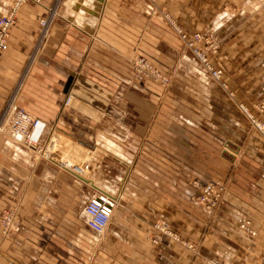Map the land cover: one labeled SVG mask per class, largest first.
<instances>
[{
  "label": "crops",
  "instance_id": "0c3cea01",
  "mask_svg": "<svg viewBox=\"0 0 264 264\" xmlns=\"http://www.w3.org/2000/svg\"><path fill=\"white\" fill-rule=\"evenodd\" d=\"M13 1L0 0V17ZM42 20L51 22L45 38ZM178 29L218 42L210 61L221 81ZM134 55L168 75L170 87L136 77ZM258 101L264 0L22 6L0 54V116L22 108L40 120L42 152L54 139L98 149L99 181L109 179L118 204L107 229L93 232L85 206L102 185L1 131L0 264H264V138L240 107ZM208 184L224 188L213 212L194 204ZM4 210L15 214L8 231ZM247 220L255 236L241 230ZM161 223L196 250L165 238Z\"/></svg>",
  "mask_w": 264,
  "mask_h": 264
},
{
  "label": "built area",
  "instance_id": "2783aa9c",
  "mask_svg": "<svg viewBox=\"0 0 264 264\" xmlns=\"http://www.w3.org/2000/svg\"><path fill=\"white\" fill-rule=\"evenodd\" d=\"M30 2L39 3L40 0H14L10 10L0 17V54L7 51L9 48L10 30L16 24L17 14L20 8ZM50 23L49 20L41 21V33L43 38L48 35ZM179 33L182 34L181 31H179ZM182 37L186 41L187 46L194 51L199 60L211 72L212 76L215 79L220 80L222 71L215 69L210 64L207 56L202 53L197 46L204 40V36L201 34H195L190 40H188L185 34H182ZM130 62L133 67V72L139 79L152 80L164 86L168 84L169 78L145 57L134 55ZM69 102L70 98L66 100V104H69ZM243 110L246 112L244 108ZM40 123V120H37L22 108H9L0 116V132L8 129L10 136L15 141L24 143L30 148L36 150V147L41 143L45 125L42 123L43 129L37 139H33L32 134ZM254 126L264 138V123L255 122ZM66 160L67 159L61 161L62 168L78 177L84 178L83 175L89 167L84 164L77 165ZM223 191V186L219 184H208L203 188L202 194L194 200V204L202 205L206 210L212 211L219 205ZM117 204L118 196L116 194L104 190L97 191L85 206L87 226L93 232L102 234L107 229ZM1 223L5 231L10 230L15 224V214L9 210L4 211L1 217ZM156 228L163 234V236H166V238L180 242V237L170 230L168 224L161 223L156 225ZM240 228L252 236L256 235V232L251 228L249 221L241 223Z\"/></svg>",
  "mask_w": 264,
  "mask_h": 264
},
{
  "label": "rangeland",
  "instance_id": "374dc122",
  "mask_svg": "<svg viewBox=\"0 0 264 264\" xmlns=\"http://www.w3.org/2000/svg\"><path fill=\"white\" fill-rule=\"evenodd\" d=\"M179 31H181V33L182 34H185L181 29H178V33H179ZM180 34V33H179ZM182 34H180V36H181V38L183 39V37H182ZM196 34H201L202 36H204V40L201 42V43H199L197 46H198V48H199V50L202 52V53H204L206 56H207V58H208V60H209V62H210V64L215 68V69H218V70H221L222 71V69L220 68V67H218V66H215L214 64H212L211 63V61H210V56H215V55H217V53L219 52V50H220V46H219V44H218V42H216V41H214V40H212L211 38H209V36L208 35H206V34H202V33H196ZM186 35V34H185ZM195 35V34H194ZM193 35V36H194ZM187 36V35H186ZM187 38H188V36H187ZM193 38V37H192ZM191 38V39H192ZM184 40V39H183ZM188 40H190L189 38H188ZM184 42H185V45H186V47L188 48V49H190L188 46H187V43H186V41L184 40ZM191 51H192V53L196 56V54L194 53V51L192 50V49H190ZM197 57V56H196ZM198 58V57H197ZM199 59V58H198ZM204 65V64H203ZM205 66V65H204ZM211 73V72H210ZM222 74H223V71H222ZM164 75H166V74H164ZM168 78H169V82H168V84L167 85H161L160 83H158V82H155V83H158V84H160L161 86H163L164 88H169L170 87V85H171V78L168 76V75H166ZM137 77V76H136ZM221 78H222V76H221ZM221 78H220V80H218V81H221ZM217 80V79H216ZM144 81H152V80H144ZM154 82V81H153ZM224 84V83H223ZM222 84V85H223ZM225 85V84H224ZM240 107H241V109H242V111H243V113L245 114V116L248 118V120L250 121V124H251V127L253 128V129H255V130H257L256 128H255V126H254V123L255 122H260V123H264V102L263 101H258V102H254V104H252L251 105V107H248V106H246V105H244V104H241L240 105ZM243 108L246 110V112H244V110H243ZM258 131V130H257ZM64 145V144H63ZM63 145H62V142H56V140L54 139V142L52 141V143L50 144V146L49 147H47L46 148V150H44L43 152H42V150H39L37 147H36V150L35 149H33L35 152H40L42 155H43V157H44V159H51L53 156L58 160V161H63V160H65V159H67L66 161H68V162H72V163H74V164H77V165H82V164H84V165H87V167H89V168H87L86 169V171H85V173H84V175H83V177L86 179V180H88L89 182H94V184H97V185H99V186H101L102 185V189L101 190H104V191H107V192H112V193H114V194H116L117 195V191H116V189H113L112 187H111V185L109 184V179H108V181L107 182H101V181H99V177H100V175H99V169H98V167L100 166V164H101V159H100V154H99V150L98 149H96L95 150V152H94V150L93 149H90V148H84V147H81V148H79L78 147V145L76 146V147H78V149L77 148H73V147H69V149L67 148V147H63ZM63 148L65 149V150H63ZM66 152L65 154H63V152ZM103 179H106L105 178V176L103 177ZM204 188V187H203ZM203 188H202V190H201V193L199 194V195H201L202 194V191H203ZM224 192V191H223ZM198 195V196H199ZM197 196V197H198ZM222 196H223V193H222V195H221V199H222ZM196 197V198H197ZM221 199H220V201H221ZM220 204V203H219ZM198 206H200V207H202L203 209H205L206 210V208L204 207V206H202V205H198ZM219 206V205H218ZM218 206L214 209V210H216L217 208H218ZM214 210H212V211H208V210H206V211H208V212H213ZM4 211H6V210H4ZM3 211V212H4ZM9 211H12V210H9ZM3 212H2V214H3ZM13 212V211H12ZM14 213V212H13ZM247 221H249V220H247ZM250 222V224H252L251 223V221H249ZM156 225H158V224H156ZM169 226V225H168ZM170 228V227H169ZM252 228V227H251ZM253 229V228H252ZM170 230L174 233V234H176V235H178L179 237H180V242L179 243H181L182 245H184L185 247H187L188 249H191V250H196V245H194L193 243H191V241H189L188 239H186V238H184L183 236H180L179 234H177L176 232H174L171 228H170ZM254 230V229H253ZM255 231V230H254ZM161 233V232H160ZM247 233V232H246ZM162 234V233H161ZM163 235V234H162ZM250 235V234H249ZM165 238H166V236H164ZM167 239H170V238H167ZM173 240V239H172Z\"/></svg>",
  "mask_w": 264,
  "mask_h": 264
},
{
  "label": "bare ground",
  "instance_id": "6f19581e",
  "mask_svg": "<svg viewBox=\"0 0 264 264\" xmlns=\"http://www.w3.org/2000/svg\"><path fill=\"white\" fill-rule=\"evenodd\" d=\"M42 129H43L42 124H38V126L36 127V129L34 130L32 134V138L37 139L40 136Z\"/></svg>",
  "mask_w": 264,
  "mask_h": 264
}]
</instances>
